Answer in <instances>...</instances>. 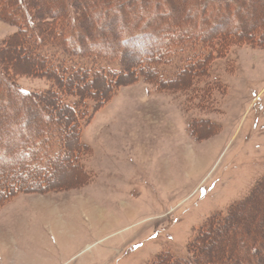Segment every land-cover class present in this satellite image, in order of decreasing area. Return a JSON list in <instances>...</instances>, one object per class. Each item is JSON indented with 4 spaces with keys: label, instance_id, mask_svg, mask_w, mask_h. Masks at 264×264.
<instances>
[{
    "label": "rangeland",
    "instance_id": "obj_1",
    "mask_svg": "<svg viewBox=\"0 0 264 264\" xmlns=\"http://www.w3.org/2000/svg\"><path fill=\"white\" fill-rule=\"evenodd\" d=\"M28 1L39 20L65 15L68 6ZM67 1L82 15L73 39H107L127 68L156 45L163 48L159 36L181 26L182 33L221 41V50L193 84L187 76L159 88L131 77L118 82L80 132L77 155L58 161L65 168L71 160L80 178L53 184L54 170L45 190L0 205V264H264V44L248 37L263 28L264 38L263 2ZM12 9L0 13V72H12L27 91L58 84L31 74L40 67L35 62L20 69L26 58ZM87 24L93 26L86 33ZM136 30L147 35L125 42ZM238 32L248 36L239 42L225 36ZM5 92L1 87L0 154L21 148L42 121L35 103L8 101ZM189 94H203L205 107Z\"/></svg>",
    "mask_w": 264,
    "mask_h": 264
},
{
    "label": "trees",
    "instance_id": "obj_2",
    "mask_svg": "<svg viewBox=\"0 0 264 264\" xmlns=\"http://www.w3.org/2000/svg\"><path fill=\"white\" fill-rule=\"evenodd\" d=\"M64 4H68L65 15L52 12L45 15L43 20L33 15L28 0H15L14 5H0V13L6 9V5L13 8L9 16L17 28L16 35L21 39L17 48L26 58L20 63L26 62V65L27 61H31L40 64L31 74L52 76L58 81L57 84L54 80L46 90L27 91L21 88L12 72H0V88L6 90L8 101L28 100L31 102L29 106L35 103V113L42 119L41 124L35 126L33 134L20 141L21 148L13 150V153L5 150L0 154V161H3V167L0 166V205L16 194L48 188L50 177L61 166L58 161L77 155L81 146L78 141L80 132L93 112L115 94L118 82L131 77L133 81L141 80L159 88L175 85L187 76L192 82L190 84H193L200 80L197 73L208 68L212 58L218 57L216 50H221L218 47L221 41L206 33L202 36L182 33V26H177L179 32L165 31V35L159 36L163 48L159 49L156 45L145 53V57L136 58L127 68L124 66L125 55L121 51H112L107 39L99 38L96 42L73 39L72 30L79 26L77 16L82 15L75 12L71 1L64 0ZM103 5L111 7L106 1ZM92 26L83 25L82 31L87 33ZM130 32L125 42L140 40L147 35L138 30ZM225 36L239 42L248 35L238 32ZM248 37L255 46L263 47V28L256 29ZM2 67L3 64H0V69ZM125 71L129 78L124 76ZM98 81L102 82L103 88L97 85ZM189 98L197 108L205 107L203 94L199 98L189 94ZM49 100L54 106L47 105ZM13 155H19L21 159L17 162ZM70 161L66 167L72 169L74 165ZM210 225L207 224L200 232L209 231L207 228ZM199 262L196 261V264Z\"/></svg>",
    "mask_w": 264,
    "mask_h": 264
},
{
    "label": "bare ground",
    "instance_id": "obj_3",
    "mask_svg": "<svg viewBox=\"0 0 264 264\" xmlns=\"http://www.w3.org/2000/svg\"><path fill=\"white\" fill-rule=\"evenodd\" d=\"M260 1H257L256 3L257 4H262L263 1H261V2ZM25 63L26 62H23V64L20 63V65H19L20 66V69H21V66H23V65H24L23 67H25ZM57 172L58 173H56V176H54L55 178H54V181H53L54 183L53 184H57L59 181L60 182L61 181H64V184H66V185L70 184L71 185L74 181H77L80 178L79 173L78 172H75V169L73 171V169H70L68 167H65L64 168V167L59 166L57 168ZM77 175L79 176V178H78ZM65 182H67V183H65ZM59 184H63V183H59Z\"/></svg>",
    "mask_w": 264,
    "mask_h": 264
}]
</instances>
